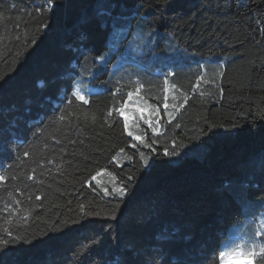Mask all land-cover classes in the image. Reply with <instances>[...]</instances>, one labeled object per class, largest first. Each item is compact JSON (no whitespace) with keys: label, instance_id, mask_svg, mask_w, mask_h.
<instances>
[{"label":"trees","instance_id":"1","mask_svg":"<svg viewBox=\"0 0 264 264\" xmlns=\"http://www.w3.org/2000/svg\"><path fill=\"white\" fill-rule=\"evenodd\" d=\"M0 174L3 264H216L264 213V0H0Z\"/></svg>","mask_w":264,"mask_h":264},{"label":"snow or ice","instance_id":"2","mask_svg":"<svg viewBox=\"0 0 264 264\" xmlns=\"http://www.w3.org/2000/svg\"><path fill=\"white\" fill-rule=\"evenodd\" d=\"M52 3H53V0H48L49 6H51ZM104 14H105V12L103 10H98V12H97L98 16H103ZM99 59L101 61H103L104 57H99ZM198 79H202V77H200ZM163 82L165 85L168 84V75H165ZM136 83H137V88H136L135 99L133 98L134 93L132 91H128L126 94L127 99H125L123 101V103L121 104L120 107L115 109V111L119 114V116L124 118L125 129L129 128V115L126 113V107L128 105H132L134 107L136 105H140V107H142V108L155 109V112H153V115H156L159 112V109L156 108L155 105L148 104L147 101L143 100V98L139 95L140 90L143 88L144 85L142 83H140L139 81H137ZM172 87L175 88V85H173ZM116 91L118 92L119 89H117ZM164 91H165V95H164V101L165 102L163 104V107H164L165 111L167 112V110L169 108V104H168L169 97L167 95L168 89L165 88ZM113 94L115 95L116 92H114ZM72 95L75 97V99H77L78 101H82L84 104L89 103V101L86 99L85 95L83 94L82 89L77 88L72 93ZM185 102H186V99H185ZM69 103H71V100H69ZM171 107L174 110H176L175 104L171 105ZM183 107H184V104H181L180 108H183ZM137 110H139V109H137ZM108 115L109 116L112 115V109H109ZM168 116H169V120L171 121V119L173 117V113L168 112ZM140 118L144 119L143 115H141ZM61 119H63V117H61ZM93 119H95V117H93ZM144 122L151 127V124H152L151 119H145ZM177 127H179V125H177ZM152 131L155 133L158 131V129L153 127ZM128 134H129V136H132L133 132L129 131ZM136 139H140V137H136ZM120 151L123 152V149H121ZM165 154L166 155H176L175 152H172V153L166 152ZM23 155L28 156L29 153L25 152V153H23ZM113 159H115V157H113ZM144 163L147 164V160H145ZM32 178H33L32 176H29V179H32ZM7 179H8V177L5 174H0V182H3ZM93 179H95V177H93ZM17 191H19V190L17 189ZM104 191H105V193H108L107 188H105ZM127 193H128V188L125 186H121V187H114L112 189V193H110V194H114L116 197L122 198ZM37 199H40V197H37ZM16 203L19 204L20 202L17 200ZM7 207L11 209L12 205L9 204V205H7ZM12 211L15 212V209H12ZM260 215H261V219L259 221L260 227L258 230L254 231L252 236L247 235L246 232H240V233H238V236H239L238 241L231 240V238H229L228 241H225L221 245V250L219 251L218 258H214L216 261V264H237V262H239V264H256L257 259L264 260V242L257 241L255 239V237L264 236V213H261ZM112 218L115 219L114 213H113ZM7 236L12 237V233L10 230L7 231ZM19 238L20 237H16L13 239H3L2 241H0V248H4V250L7 251V248L5 246L11 242H15V239H19ZM0 264H3L2 259H0Z\"/></svg>","mask_w":264,"mask_h":264},{"label":"rangeland","instance_id":"3","mask_svg":"<svg viewBox=\"0 0 264 264\" xmlns=\"http://www.w3.org/2000/svg\"><path fill=\"white\" fill-rule=\"evenodd\" d=\"M128 114V113H127ZM129 115V114H128ZM260 221V220H259ZM259 221L258 222H254V221H248L247 223H245L244 226H240V225H237V226H234L232 229H231V240H236L238 241L239 239V236H238V233L240 232H246L247 235L249 236H252L254 231L258 230L259 227H260V224H259ZM235 231H237L236 235L233 234ZM255 239L257 241H259V237H255ZM229 240V239H228ZM258 250V249H257Z\"/></svg>","mask_w":264,"mask_h":264}]
</instances>
